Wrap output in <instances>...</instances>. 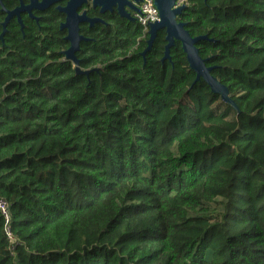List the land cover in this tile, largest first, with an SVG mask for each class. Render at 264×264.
<instances>
[{
  "label": "trees",
  "instance_id": "obj_1",
  "mask_svg": "<svg viewBox=\"0 0 264 264\" xmlns=\"http://www.w3.org/2000/svg\"><path fill=\"white\" fill-rule=\"evenodd\" d=\"M47 18L0 38V264H264V0L177 17L236 106L180 41L162 60L164 29L144 56V26L114 20L81 74Z\"/></svg>",
  "mask_w": 264,
  "mask_h": 264
},
{
  "label": "water",
  "instance_id": "obj_2",
  "mask_svg": "<svg viewBox=\"0 0 264 264\" xmlns=\"http://www.w3.org/2000/svg\"><path fill=\"white\" fill-rule=\"evenodd\" d=\"M60 0H43L41 3L38 0H31V3L25 6L22 2L20 7H17L13 11H7L8 16L3 22L4 31L0 35V38H3L4 32L7 27V23L10 20L11 16L14 14L19 15L20 11L27 9L31 12L32 8H45L52 4L53 2ZM134 0H92L94 6L101 7L102 11H105L107 8L112 9V6H116L118 4V10L121 16L130 18L129 13H127L125 6L128 5L134 9V11H139V8L133 4ZM155 4L159 10L160 20L151 23L149 25L148 33V46L143 52V55L152 48L154 40L158 34L159 30L164 29L166 32V41L167 44L165 46V55L163 57V61L167 58L171 57V47L175 45L176 41H180L182 44V48L187 55V59L189 65L192 69L196 71V79L194 83L199 81L200 79H204L210 86L213 92L219 93L224 101L236 106L235 101L229 96L228 87L223 84L217 77L212 75V67H208L206 65V60L200 56L199 49L197 47V43L202 39H207V35L193 37L190 32L186 29L185 22H179L177 17L184 12L187 8L186 6L175 7L176 0H154ZM1 2V0H0ZM87 2V0H68L67 5L64 8H60L67 14L66 21L61 25V28H68L69 35H67L66 39L70 42V47L63 51V54L66 56L68 60L74 62L77 73L81 74H89L90 70H81L79 65V60L76 56V51L80 48V41L87 40L83 36L79 35V22L82 21H90L93 24L97 19H90L87 17L86 12L82 15H79L77 9L82 6L83 3ZM21 21V19H20Z\"/></svg>",
  "mask_w": 264,
  "mask_h": 264
},
{
  "label": "flooded vegetation",
  "instance_id": "obj_3",
  "mask_svg": "<svg viewBox=\"0 0 264 264\" xmlns=\"http://www.w3.org/2000/svg\"><path fill=\"white\" fill-rule=\"evenodd\" d=\"M7 1V0H6ZM18 3L14 6H7L4 3V0H1L0 2V10L5 13L4 21L6 17L8 16L7 11H13L17 7H20L22 2L25 6L29 5L31 3V0H17ZM43 0H38L39 3H41ZM68 0H60L53 2L49 6L45 8H32L31 12H29L27 9L20 11V14H14L11 16L10 21L17 20L18 24L21 26V29H24V20L29 22H34L36 24H39L41 20L46 19L49 17L52 18H61L60 22V29L64 32V39L69 42V40L66 39L67 35H69V29L68 28H61V25L66 21L67 14L63 12L60 8H64L67 5ZM140 0H134L133 4L136 5V7L139 6ZM190 5V4H189ZM188 7V6H186ZM125 9L127 13H129L130 17L133 18L131 20L130 18L123 17L120 15L118 10V4L116 6H112V9L107 8L105 11L101 10V7L94 6L92 0H87V2L83 3L82 6H80L77 9V12L79 15H82L84 12H86V15L90 19H97L93 24H91L90 21H82L79 22V35L83 36L87 40H81L80 41V48L76 51L77 52L81 49L82 43L84 41L93 40L95 39V34L102 33L101 35L105 34L107 32L106 27L107 26H113V21L117 19L126 20L130 22H137L135 14L137 11H134L133 8L126 5ZM7 10V11H6ZM47 18V19H49ZM21 19V21H20ZM3 21V22H4ZM7 23V24H8ZM4 28V27H3ZM70 47V42H69ZM68 47V48H69Z\"/></svg>",
  "mask_w": 264,
  "mask_h": 264
},
{
  "label": "built area",
  "instance_id": "obj_4",
  "mask_svg": "<svg viewBox=\"0 0 264 264\" xmlns=\"http://www.w3.org/2000/svg\"><path fill=\"white\" fill-rule=\"evenodd\" d=\"M190 0H176L175 7L180 6H189ZM139 11L136 12L135 17L136 21L144 26V28L148 31L149 25L151 23H155L160 20L159 10L155 4L154 0H140L139 3ZM0 213L5 218L4 231L9 238L11 243V248H13V244L15 243V238L13 236L11 230V211L8 202L0 198ZM13 245V246H12Z\"/></svg>",
  "mask_w": 264,
  "mask_h": 264
}]
</instances>
